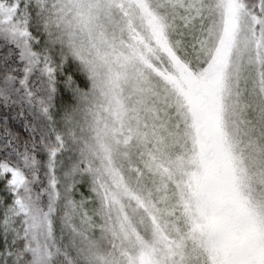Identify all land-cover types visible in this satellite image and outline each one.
<instances>
[{
  "label": "snow or ice",
  "instance_id": "1",
  "mask_svg": "<svg viewBox=\"0 0 264 264\" xmlns=\"http://www.w3.org/2000/svg\"><path fill=\"white\" fill-rule=\"evenodd\" d=\"M0 264H264V0H0Z\"/></svg>",
  "mask_w": 264,
  "mask_h": 264
}]
</instances>
